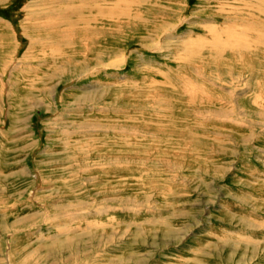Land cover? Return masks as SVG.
I'll list each match as a JSON object with an SVG mask.
<instances>
[{"label":"rangeland","instance_id":"1","mask_svg":"<svg viewBox=\"0 0 264 264\" xmlns=\"http://www.w3.org/2000/svg\"><path fill=\"white\" fill-rule=\"evenodd\" d=\"M0 264H264V0H0Z\"/></svg>","mask_w":264,"mask_h":264},{"label":"bare ground","instance_id":"2","mask_svg":"<svg viewBox=\"0 0 264 264\" xmlns=\"http://www.w3.org/2000/svg\"><path fill=\"white\" fill-rule=\"evenodd\" d=\"M117 1V0H116ZM92 7H94V6H92ZM84 8V7H83ZM83 8H81V9H83ZM89 9H91V8H89ZM95 10H96V13H99L100 14V12H101V14H102V9H100L99 7H98V5L96 6V8H94ZM112 9V11L113 10H115V9H113V8H111ZM258 9V8H257ZM84 10L85 9H83L82 10V14L84 13ZM87 10V9H86ZM74 11V10H73ZM79 11V10H78ZM92 11V10H91ZM107 12H110V10H106ZM71 12V11H70ZM87 12V11H86ZM90 12V11H89ZM119 12V11H118ZM119 13H121V12H119ZM71 14H73V13H71ZM71 14H69L68 13V15L70 16ZM79 18H81V17H79ZM32 19V18H31ZM82 19V18H81ZM93 19V18H92ZM86 20V19H85ZM85 20H83V21H80V22H77L76 21V19H74V20H68V22L70 23V25L71 24H74V23H82L83 24V22L85 21ZM91 20V19H90ZM86 23V22H85ZM241 30V29H240ZM258 30H259V28H258ZM262 30V29H261ZM242 32H243V30H241ZM72 35H74L73 33H71ZM72 37V36H71ZM252 37V36H251ZM73 38V37H72ZM246 38V34H241V33H238L237 34V28H234L233 29V31H230L229 30V40H228V42H227V44L225 43L224 45H226V47H227V50H228V48H230V50H231V54H232V56H236V57H239V56H243V52L240 50V48H238L239 47V44H241L242 46H246L247 45V40L245 39ZM240 39H242V40H246V41H241ZM251 41V40H250ZM253 41L255 42V44H260V43H262L263 41H262V37H261V35H257L255 38H253ZM253 42V43H254ZM223 47V46H222ZM224 48V47H223ZM245 55V54H244Z\"/></svg>","mask_w":264,"mask_h":264}]
</instances>
